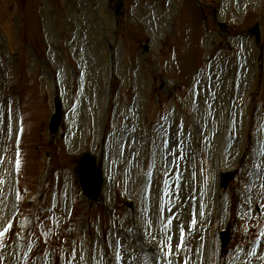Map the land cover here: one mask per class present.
Wrapping results in <instances>:
<instances>
[{
  "label": "rangeland",
  "instance_id": "rangeland-1",
  "mask_svg": "<svg viewBox=\"0 0 264 264\" xmlns=\"http://www.w3.org/2000/svg\"><path fill=\"white\" fill-rule=\"evenodd\" d=\"M117 1L0 0V264H264V0Z\"/></svg>",
  "mask_w": 264,
  "mask_h": 264
},
{
  "label": "water",
  "instance_id": "water-1",
  "mask_svg": "<svg viewBox=\"0 0 264 264\" xmlns=\"http://www.w3.org/2000/svg\"><path fill=\"white\" fill-rule=\"evenodd\" d=\"M122 5L123 4L119 2L115 6L117 15L120 14V9ZM251 32L255 34L256 40L259 41L258 27L255 26L251 30ZM54 107H55V113L52 115L49 125V131L51 134L57 133L62 118L61 102L58 98L54 100ZM76 169L78 172L79 182L83 194L87 197V199L94 202L97 201L103 183L101 166L97 165L96 159L92 157L90 154H84L81 157ZM233 177H234L233 173H227L222 175L221 186L223 187L226 186ZM220 237H221L222 248H224L229 241V230L227 229L225 232L221 233Z\"/></svg>",
  "mask_w": 264,
  "mask_h": 264
},
{
  "label": "snow or ice",
  "instance_id": "snow-or-ice-1",
  "mask_svg": "<svg viewBox=\"0 0 264 264\" xmlns=\"http://www.w3.org/2000/svg\"><path fill=\"white\" fill-rule=\"evenodd\" d=\"M6 231V230H5ZM4 233L0 232V236H3ZM182 247L181 244L177 245V249L179 250ZM161 251H165L164 247L162 246ZM166 256H171L172 255V245H171V238L169 237V243L167 244V250L165 252ZM168 264H171V261L168 262ZM185 264H187V262L185 261Z\"/></svg>",
  "mask_w": 264,
  "mask_h": 264
}]
</instances>
